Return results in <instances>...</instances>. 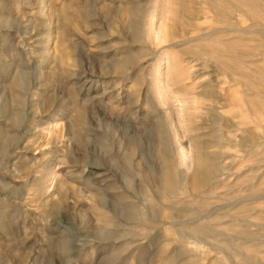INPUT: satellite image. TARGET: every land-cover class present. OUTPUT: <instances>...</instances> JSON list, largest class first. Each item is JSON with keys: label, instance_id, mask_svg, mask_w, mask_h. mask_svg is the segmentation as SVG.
Here are the masks:
<instances>
[{"label": "rangeland", "instance_id": "obj_1", "mask_svg": "<svg viewBox=\"0 0 264 264\" xmlns=\"http://www.w3.org/2000/svg\"><path fill=\"white\" fill-rule=\"evenodd\" d=\"M230 12L237 27L264 30ZM131 18L143 41L125 28ZM226 25L205 0H0V264H159L173 249L175 264L240 260L243 253L211 247L223 236L197 241L167 235L169 222L144 224L153 197L142 172L153 178L164 168L163 139L174 170L192 171L180 162L177 140L201 144L221 167L206 206L186 189L178 210L241 230L238 249L264 261V113L260 122L245 105L250 94L264 104V92L232 79L261 78L253 69L264 67V41L258 32L237 34L243 62L234 61L252 72L237 69L232 78L207 56L181 52L199 48L205 32L232 37ZM157 28L166 40L153 42ZM126 56L133 61L119 72L114 64ZM248 127L257 134L252 145ZM219 128L228 134L221 155ZM61 190L67 199L57 207ZM229 213L241 219L230 221Z\"/></svg>", "mask_w": 264, "mask_h": 264}, {"label": "bare ground", "instance_id": "obj_2", "mask_svg": "<svg viewBox=\"0 0 264 264\" xmlns=\"http://www.w3.org/2000/svg\"><path fill=\"white\" fill-rule=\"evenodd\" d=\"M205 3L207 4V7L214 12V14L216 16H219L222 21H225V23L227 25L223 29V31L225 30L227 32V33H225V35H232V37L224 39V38H221L219 34H213L214 31L205 32L204 33V35L206 37L204 39L205 41L204 40L201 41V39H200V41H198L200 43L199 48H197L196 50L193 48H191V49L183 48L181 50V52L184 55L193 54V55L207 56L208 58H210L211 60L216 62V64L220 67V70H222L223 72L229 73L231 75V78L233 77L232 73L235 72V74H236V71H238L237 69H241L243 72H246L245 74L248 75L252 71L250 70L251 72H248L245 68L242 67L243 65L240 66L236 62V61H242V59L240 58L242 56V52H239L236 49L234 42H236L237 40H243L244 39L242 37H237V34H239V33L249 34L252 32H254V33L258 32L260 34V37L264 41V30L259 31V30H254V29H248V28L245 29V28L237 27L238 23L234 19V16L230 12V9H233L236 12L238 11L239 13H241L242 15L247 17L252 22L254 19L259 20L264 26V6L261 4L262 2H260L259 0H205ZM136 6H134V7L132 6L131 8L132 9H140L139 7H136ZM131 11L133 12L135 10H131ZM259 13H261V14H259ZM125 28L132 34V38L135 41H143L144 40L143 39L144 35H142L140 29L138 28V20L136 18L135 19L131 18L125 24ZM176 28L177 27H175L172 30V34L180 36L181 34L178 33L179 32L178 28L177 29ZM151 34H152L153 42L166 40V36H165L166 34H164V33L162 34V31L158 28L154 29ZM185 41H188V40H184V42ZM173 45H177V44L173 43ZM250 55H252V54H250ZM225 56L227 58H225ZM230 58L233 60H231ZM262 58H264V56ZM234 60H236V61H234ZM132 61H133L132 56L131 57L126 56L120 62L118 61V63H115L114 66L116 67V69L119 72H122L125 70L123 66H126L125 64H131ZM245 63H244V65H245ZM246 67L251 68L250 66H247V64H246ZM256 67H258V66H256ZM253 70L261 78H259V79L257 78V80H255V79H251V76L249 77V76L243 75L242 77H237V78H232V79L238 80L240 83H242L243 85H245L249 88H255L258 91L264 92V87H263L264 80L261 81V79L264 77V75H263L264 67L260 66L259 68H254ZM261 86H262V88L260 90L259 88ZM202 94L206 95L209 98H212V100L216 103H219V101H220V100H216V97L211 95V93L210 94L208 92L204 93V91H203ZM249 96H250V98L245 99V105H246L247 109L250 111V116L255 115L256 119H258L260 121L261 118L259 119V117L262 116L264 113V104L262 103L261 100L255 98L254 94L253 95L250 94ZM249 96H247V97H249ZM230 101H231V99H230ZM229 122H230V120H229ZM231 125H232V121H231ZM235 125H238V123H235ZM222 130L223 129L219 128L218 129L219 133L215 135V137L218 138L217 140L220 141L219 145H218L219 146L218 149H220V150H217L215 152L217 155H221L222 150L224 149L223 147H225V145L222 143V140L226 139L227 135H228L227 134L226 136H223L226 133L223 131L224 133L222 134V132H221ZM242 130L244 132L248 133L247 134L248 137H246V139L248 141L250 140V145H252V143L256 141V135L257 134H255L253 131H251L253 129L250 127L243 128ZM223 137H226V138H223ZM242 138H243V136H242ZM230 140L232 141L231 137H229V141ZM242 140L244 141V138ZM177 143H178L177 151L179 153L180 162L184 166H186L187 169H189V170L192 169V171L187 172L186 170H183V171L182 170L179 171L177 169L174 170V160L172 157H169L168 155H166V152H165L166 147H167V140H164V139L161 140L160 144H161L163 149L160 150V154H161L160 156L163 159V161H166L164 168H162V170H159V172H156L155 175L153 176V178L147 172H145V171L142 172L145 185L147 186L148 190L151 191V197H153L152 199L148 198V200H147L150 203L149 210H148L150 212V213H148V215L149 214L150 215L147 218H145L146 216H144V218H145L144 224L146 226H149V227L154 229V228H157L160 223L165 224V223L169 222L170 226L167 230H165V233L167 235L176 234V236L183 237V238L185 236H193L196 239H198L197 241H199V237H204L207 234H210L211 236L213 234L216 236H221V237L223 236L225 238H223L222 241H218V242L217 241H214V242L211 241L210 244H211V247L213 246V247L224 248L228 253L227 256L228 255L231 256V254H230L231 250H233L235 252L238 251L239 253H243L244 256L240 260L234 261L232 264H264V261L262 259L257 258L256 254H254L252 251L250 252L249 249L248 250H245V248H243L242 250L240 248L238 249L239 245H237L233 241V239H234V237H237L240 234H242L241 230H237L236 228H232L230 226L231 227L230 231H228V230H226V228L218 226V224H216L217 222L213 224L209 220L208 221H204V220L202 221L200 219V221H198L197 217H194L195 218L194 220L193 219L189 220L188 214L178 210L176 205L179 203V201H177V199H179V197H180L179 193H180V191H181V193H185L186 189L187 190L189 189L191 192H193L195 190L194 192L197 194L196 196L200 197V198H198L197 203L201 207L206 206V203H207L206 198L208 197L209 194L212 193V188L215 187V184L217 183L216 177L219 174H221V167H220V164L215 163V161L213 163V161L210 160L211 156H210L208 151H204V150L200 149V148H202L201 144L196 143V144H194V148H193V146H185L181 140H177ZM243 144H245V142H243ZM218 146H216V147H218ZM190 149L194 152V153L192 152L193 153L192 155H189ZM249 150L253 151V147L249 148ZM215 160H216V158H215ZM212 179H216V180L212 181ZM128 184H131V182L129 181ZM154 185L157 186V189H158L157 192L153 189ZM61 188H62V186H61ZM254 188L249 187V190H248L249 201H250L251 194L254 191ZM162 191L165 192L164 196L162 195ZM59 193H60V198L58 199V201H56L54 203L55 206H57V207H60L63 203H65V201L67 199V195L65 192H63L61 190V191H59ZM122 195H123V193H121L119 196H122ZM160 200H162L163 203H161ZM166 201L168 203H166ZM159 203L162 205H165V207L168 211L163 213L162 210H159V205H160ZM183 204H185V202ZM187 204L188 203H186V205ZM249 205L250 204H248V206ZM100 207H102V203H101V200L98 199V200H96V208L100 209ZM131 211L133 214V210H131ZM53 212L55 213V210ZM138 214L140 215V213H138ZM99 216H100L99 217L100 220H102L104 223L113 222L111 217H108L107 215H105L103 213L99 214ZM178 216H183L184 218H182L181 220L180 219L178 220L177 219ZM200 216H202V215H200ZM227 216L229 217L230 221L241 219L240 215L237 213H229ZM136 218L138 219V217H135V220H137ZM202 218H204V216ZM191 221L193 223H191ZM114 222H115V220H114ZM263 225H264V223H263ZM103 226L97 227L98 232H100V233L103 232V230H104ZM230 237H231V239H230ZM168 248H169L168 245L165 244L162 252L167 251ZM174 250H176V249H173L168 254H166V256L161 259V262L159 264H175L178 261V258L180 255H177L176 253H174L175 252Z\"/></svg>", "mask_w": 264, "mask_h": 264}]
</instances>
